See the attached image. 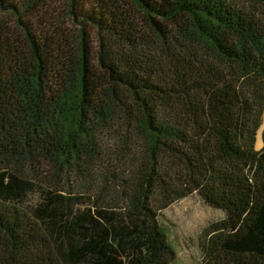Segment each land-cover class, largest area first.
<instances>
[{
	"label": "trees",
	"instance_id": "1",
	"mask_svg": "<svg viewBox=\"0 0 264 264\" xmlns=\"http://www.w3.org/2000/svg\"><path fill=\"white\" fill-rule=\"evenodd\" d=\"M56 2L0 0V264H172L194 193L264 264V0Z\"/></svg>",
	"mask_w": 264,
	"mask_h": 264
},
{
	"label": "rangeland",
	"instance_id": "2",
	"mask_svg": "<svg viewBox=\"0 0 264 264\" xmlns=\"http://www.w3.org/2000/svg\"><path fill=\"white\" fill-rule=\"evenodd\" d=\"M56 1L59 10L66 8L67 0ZM63 25L75 34L79 31V26L69 17L64 18ZM224 217L225 212L222 209L208 205L198 193L163 209L159 221L176 250V259L172 264H203V252L200 246L203 231L211 223L220 221Z\"/></svg>",
	"mask_w": 264,
	"mask_h": 264
},
{
	"label": "water",
	"instance_id": "3",
	"mask_svg": "<svg viewBox=\"0 0 264 264\" xmlns=\"http://www.w3.org/2000/svg\"><path fill=\"white\" fill-rule=\"evenodd\" d=\"M263 131H264V115H263V122H262V124H261V126H260V128H259V130H258V133H257V139H258V137H259V134L261 133V135H262V141H263ZM257 144V143H256ZM262 145H264V141H263V144ZM256 148L257 149H260V148H258L257 146H256Z\"/></svg>",
	"mask_w": 264,
	"mask_h": 264
},
{
	"label": "bare ground",
	"instance_id": "4",
	"mask_svg": "<svg viewBox=\"0 0 264 264\" xmlns=\"http://www.w3.org/2000/svg\"><path fill=\"white\" fill-rule=\"evenodd\" d=\"M263 144V141H262V135L261 133L259 134V140H257V147L260 148Z\"/></svg>",
	"mask_w": 264,
	"mask_h": 264
},
{
	"label": "crops",
	"instance_id": "5",
	"mask_svg": "<svg viewBox=\"0 0 264 264\" xmlns=\"http://www.w3.org/2000/svg\"><path fill=\"white\" fill-rule=\"evenodd\" d=\"M263 146V145H262ZM262 148V147H261Z\"/></svg>",
	"mask_w": 264,
	"mask_h": 264
}]
</instances>
